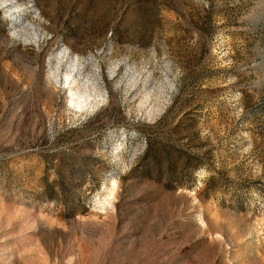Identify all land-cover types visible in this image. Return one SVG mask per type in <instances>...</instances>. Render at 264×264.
I'll list each match as a JSON object with an SVG mask.
<instances>
[{
    "label": "rangeland",
    "instance_id": "1",
    "mask_svg": "<svg viewBox=\"0 0 264 264\" xmlns=\"http://www.w3.org/2000/svg\"><path fill=\"white\" fill-rule=\"evenodd\" d=\"M0 264H264V0H0Z\"/></svg>",
    "mask_w": 264,
    "mask_h": 264
}]
</instances>
